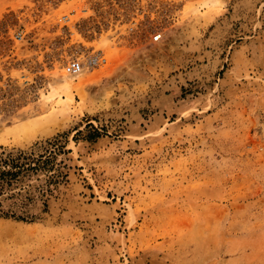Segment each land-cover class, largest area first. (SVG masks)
I'll return each mask as SVG.
<instances>
[{
    "label": "rangeland",
    "instance_id": "obj_1",
    "mask_svg": "<svg viewBox=\"0 0 264 264\" xmlns=\"http://www.w3.org/2000/svg\"><path fill=\"white\" fill-rule=\"evenodd\" d=\"M54 141L0 264H264V0H0V151Z\"/></svg>",
    "mask_w": 264,
    "mask_h": 264
},
{
    "label": "trees",
    "instance_id": "obj_2",
    "mask_svg": "<svg viewBox=\"0 0 264 264\" xmlns=\"http://www.w3.org/2000/svg\"><path fill=\"white\" fill-rule=\"evenodd\" d=\"M43 153L33 149H5L0 151V216L27 221L26 207L35 202L47 205L49 197L67 174L63 173L56 154L60 150L55 141Z\"/></svg>",
    "mask_w": 264,
    "mask_h": 264
},
{
    "label": "built area",
    "instance_id": "obj_3",
    "mask_svg": "<svg viewBox=\"0 0 264 264\" xmlns=\"http://www.w3.org/2000/svg\"><path fill=\"white\" fill-rule=\"evenodd\" d=\"M16 37L21 38L20 34H17ZM160 37H161V33L158 31H155L152 35L153 41L159 40ZM105 63H106V59L99 52L91 53L86 58V66L88 68H92V69L98 68L100 65H103Z\"/></svg>",
    "mask_w": 264,
    "mask_h": 264
},
{
    "label": "bare ground",
    "instance_id": "obj_4",
    "mask_svg": "<svg viewBox=\"0 0 264 264\" xmlns=\"http://www.w3.org/2000/svg\"><path fill=\"white\" fill-rule=\"evenodd\" d=\"M66 79H67V76L63 75L62 80H66Z\"/></svg>",
    "mask_w": 264,
    "mask_h": 264
}]
</instances>
